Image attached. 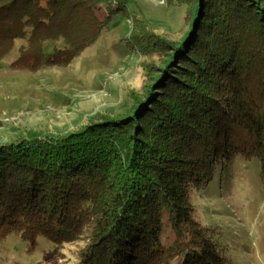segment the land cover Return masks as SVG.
I'll use <instances>...</instances> for the list:
<instances>
[{
    "label": "trees",
    "instance_id": "16d2710c",
    "mask_svg": "<svg viewBox=\"0 0 264 264\" xmlns=\"http://www.w3.org/2000/svg\"><path fill=\"white\" fill-rule=\"evenodd\" d=\"M99 2L0 0V56L20 39V68L67 65L113 14L131 16L126 0H106L101 22ZM172 3L193 8L191 36L178 45L144 16L132 19L128 45L147 60L145 101L132 92L126 115L0 145V239L54 245L84 234L74 264H230L191 193L215 185L236 156L257 159L264 191V9L253 0Z\"/></svg>",
    "mask_w": 264,
    "mask_h": 264
},
{
    "label": "rangeland",
    "instance_id": "374dc122",
    "mask_svg": "<svg viewBox=\"0 0 264 264\" xmlns=\"http://www.w3.org/2000/svg\"><path fill=\"white\" fill-rule=\"evenodd\" d=\"M105 1L94 10L101 22L107 17ZM172 1L126 0L124 10L131 16L113 14L95 40L67 65L20 68L15 63L22 41L17 39L0 56V145L26 137L28 130L61 134L92 119L126 115L134 105L132 92L145 101L144 57L128 45L132 19L144 16L155 33L178 45L191 36L187 33L194 27L187 8L190 15L193 8ZM253 1L264 9V0ZM149 55L156 65L164 61L162 54ZM215 183L192 191L197 219L209 228L230 264H264V191L257 159L236 156ZM83 235L53 245L8 234L0 239V264H74L87 241ZM171 238L165 223L161 243L166 245Z\"/></svg>",
    "mask_w": 264,
    "mask_h": 264
}]
</instances>
